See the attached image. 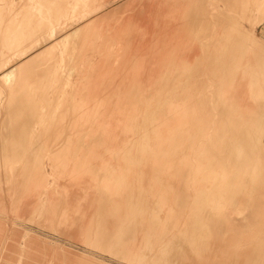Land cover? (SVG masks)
I'll use <instances>...</instances> for the list:
<instances>
[{
    "label": "bare ground",
    "instance_id": "bare-ground-1",
    "mask_svg": "<svg viewBox=\"0 0 264 264\" xmlns=\"http://www.w3.org/2000/svg\"><path fill=\"white\" fill-rule=\"evenodd\" d=\"M231 23H226L228 28L225 24H222L223 26L220 24V27L216 25L219 28L216 30L217 33L214 31L216 29L214 26V30L212 29L214 31L213 37L210 35L211 32L209 34L211 37L205 35V37L209 36L210 38H215V40L217 39L214 41V48L211 49V51L209 48L207 49L208 45H203L202 47L199 45V47L188 46L190 48L188 49V54L183 56L181 62L186 63L189 68L192 64L190 63L191 61H194V64L196 62L199 63L198 65L196 64L198 67L196 70L191 68L188 70H191L192 74L195 72L196 74H202V76L198 74L196 79V75L194 74L193 76L190 73L188 75L191 77L193 76L196 80L191 79V81L189 78V82H191L189 85L187 83L188 80L187 82L185 81L187 85L181 83L184 84L185 88L188 86L190 90L187 92V90L184 89L186 92L182 91V94L180 91V97H178H182L181 100H183L184 97V100L188 99V102H193V104L191 103V108L189 110L186 107L180 108L181 117L176 113L179 118H175L174 113V117L171 118L166 115L168 110L162 112L156 110L154 104L145 103V99L147 98L140 95L142 94L140 91L142 88L138 86L139 89L138 87H133L125 91L124 94L126 95H122L121 97H124L122 100L126 103L117 104L110 112H106V117L103 121L97 120L98 115L92 117L90 116L91 114L89 116L84 114L85 111L81 109L82 106L80 108L81 111L80 109L74 108L73 110L72 108L73 111L67 114L69 115L68 117H66V114L59 113V115H57L59 118H56L55 115L58 107H56V111H51L49 109V112H46L44 110L43 114L46 116H41L43 119L40 117L42 123L44 121L46 122V126L44 125V128H42L44 129L43 132L48 131L46 136L52 133L49 130L57 133H53L55 135L53 141L56 143L58 139L61 141L62 144L59 145V148H55L54 146V149H52L53 147L50 144L52 139L48 140L52 148L49 147L52 150L46 145L47 142L44 143L47 146V150L43 152L41 150V144L39 145L38 142L39 147L31 144L30 147L32 148H28L30 143H33V141L36 142L34 140L36 138L32 134L33 128L30 126L31 124L36 125L38 119L40 124V118H36L35 120H37V122L35 123V120L32 119V121L30 120L31 122L27 121L30 119L28 118L26 121L14 119V121L5 124V135L3 134L5 137H3V140H0L3 142V144H1L3 145L7 161L8 158L13 159L17 157L22 158L24 162V165H22L20 163L22 162L20 161L21 159L19 160L21 164L20 169H22L20 170L21 173H19L17 168L16 170L19 174L16 172L15 174L19 176H15V178L12 177L14 179H21L20 182H17L12 188V191H14L12 196L23 195L24 197V201L22 200L23 197L21 198L23 203L20 202V208H24V211H27L26 207L30 205L39 206L42 204L44 207L46 201L44 199L45 202H42L41 200L43 199H41V196L44 194H46L47 197L48 195H52L50 193L48 194V191L44 189V186L47 185L48 178H46L47 175L43 173L44 170L41 167L43 166L41 165V159L45 156L43 153H48L50 162L57 168L55 176L59 182L61 180L64 184L63 177L66 176L65 174H68L70 178H66L69 182L65 181L67 183L71 181L74 184L72 180H75V182L77 180L76 185L79 184V186H76L78 187V191L80 187L83 189L82 186H85L83 184H87V181L92 184L93 191L92 193L90 192L91 195L87 192L90 196L84 194L89 196V208H87V211H85V205H87V203H85L83 207L85 210H82L80 206L82 202H76L75 199L77 198L75 196L79 194L78 191L76 193V190L73 193L75 198L69 196V192L67 194L64 193L66 197L61 194V199L63 198L62 196H64L62 200L60 199L61 203L53 198L50 201L51 197H48L49 199L47 198L46 200H49L50 204L52 200H54L51 206H55L51 209L47 201V206L50 207L49 210L47 206L45 208L48 210L45 211V214L47 213V218L45 217V220V218L39 217V219H44L46 223L42 220L43 224H46L48 228L49 226L47 223L49 222V225L53 224L55 227L51 225V228L57 230V232L66 233L72 231L76 238L79 237L77 240L80 239L84 244L93 248H99L109 254L112 253L114 256H120L122 260L127 258V261L131 260V262H136L138 264H174L176 263V260H173L175 253L178 254L177 257L183 258H177L178 260H184L188 255L202 256L206 254L207 256L211 254L212 257V253L214 254L219 248L214 244L217 235L214 236L212 234L213 231H215L211 230L212 225L225 222L227 217L226 214L224 215L223 210L227 213V209H224L226 206H232L233 204L243 205V202L246 206V204L250 202V205L254 209L253 212L256 215L264 214V186H261V181L264 179V169L262 170L264 167V153L261 152V148H264V144H262L260 140V136L264 134V126L254 121V119H258V112L264 111V52L260 51L251 57L247 56L245 52L246 46L243 48L244 50L242 46H240L245 39H238L241 37L243 38V36L240 35L241 37H239L238 35L237 39L230 38L233 33L236 35L235 29H232V31L234 30L233 33L229 32L231 31L229 25L231 24V27H233L234 22L232 21ZM234 24H236V22ZM191 25H195V22L191 21ZM199 25H201L199 28L195 30L191 29L198 34L200 33V35H197V38L195 37L196 40L198 38L202 39L203 36L201 38V35L203 31L206 30V28H203L202 24ZM208 27L209 26H207V28ZM211 27H213V24ZM238 27L237 25L236 29ZM226 29L229 30L226 31ZM238 33L240 34V32ZM200 43L202 42L200 41ZM245 43L246 41L244 44ZM249 44L251 45V43ZM200 48H202L203 53L204 49L209 50L207 54L209 57L202 59V56V58H200L202 54L200 53ZM253 53L252 51L250 55ZM37 59L38 58H36V60ZM188 59H191V61L189 62ZM188 62L190 65H188ZM167 64L169 65L170 63ZM19 66L23 68L21 64H19ZM19 66L17 65V67ZM194 66L195 65H193L192 68ZM185 73L186 71L179 74L185 75ZM205 74L206 76H204ZM180 76L181 75H179V77ZM187 77H185V79H187ZM168 78L167 80L170 78L172 80V77ZM159 79H157V81ZM182 80L184 82V78ZM168 84L173 83L169 82ZM172 86L171 88H173ZM180 86L182 89L183 85ZM177 88L174 87V92H171L170 95H176L175 92L181 90L179 89L176 91ZM26 89L31 95L33 90L30 91L28 88H25V90ZM208 89L210 90L206 92ZM156 91H154V93ZM18 92L15 93L16 97L14 98L19 100V102L14 107L19 110L15 113H17V115L25 114L27 111L32 113L31 109H33L32 105L34 103L32 104V102H30V96L25 94L26 91L23 92L28 98L25 97L20 90ZM152 92L153 91L150 93ZM209 92L212 95L208 98L206 93L209 95ZM23 95L26 100L23 98ZM115 95L118 96V94ZM156 95L157 97L159 96L158 94L153 95V93L151 96ZM32 96L33 99L37 96H34V91ZM149 96L147 100H149ZM142 97L145 98L144 101ZM37 98L36 100L39 101ZM153 98L154 100L156 99L152 97L151 103L155 102L156 104V101L159 100L154 101ZM179 98L176 99L179 100ZM246 98L247 101L245 102L244 99L246 100ZM120 100L121 99H119V102ZM162 100L164 101V99ZM81 102L82 100L80 103ZM119 102L117 100V103ZM175 104L178 106L177 102ZM160 106L163 105H159V107ZM176 106L173 104L175 110H178L179 108H176ZM159 107L158 109H161ZM164 107L166 108V106ZM187 111H190L188 117ZM262 113L264 114V112ZM185 123L191 125L192 132L189 131L190 128L186 126ZM38 128L39 127H37V129ZM39 130H41V128ZM39 136H41V134ZM39 136L36 137L40 138ZM42 138H44V136L41 137V140ZM44 139H46V137ZM8 140H10L9 144L7 143ZM60 141L58 143H60ZM44 144L42 146H44ZM56 146L58 145L56 144ZM45 157H47V155ZM16 163L18 162L16 161ZM22 166H24V168H22ZM27 166L29 167L26 168ZM14 171H10V173L14 174ZM5 173L7 174V171ZM185 174L186 176H184ZM38 176L43 180H40V178L38 180ZM182 178L184 184H189V190H186V194H183L180 189L181 187H185L182 186ZM5 180L7 181V179ZM8 183L9 182H7V185H9ZM52 184L50 188H53ZM60 184L61 183H58L57 188L63 191L62 187H60L61 189L59 188V186L62 185ZM7 185L5 184L6 187ZM65 185L66 183L64 186ZM6 189L11 190L9 187ZM19 190L22 192L20 195L18 194ZM72 190L73 189H71V191ZM65 191L66 190L63 192ZM67 191L70 190L68 189ZM82 191L80 190L81 193ZM8 193L10 194V191H8ZM84 193H86V191ZM80 197L82 198V196ZM42 198L44 197L42 196ZM83 200L85 202L87 199L85 200V198H82V201ZM188 205L193 208L194 211L185 215L183 213ZM41 215L42 214H40V216ZM261 217H264V215H261ZM227 222L228 221H226V223ZM41 226L43 227L45 225ZM247 226L245 227L247 228ZM230 227L231 226L228 228ZM252 231L254 233L256 230L253 229ZM228 232H225V235L231 240V233ZM250 232L248 231V233ZM233 238L235 239V237ZM258 238L257 239L260 240L259 243L255 242L256 237H254V240L252 239L254 244L256 246L259 244V246L262 244L264 245V238L262 237L263 241H261L260 237ZM253 241H251V243H253ZM215 243H217V240ZM15 244L14 242V245ZM7 245L8 241H4L3 239L2 248L4 249ZM257 248L258 247H256V249ZM256 249L253 248V251ZM258 250V252L252 251L250 255L246 252L248 256H244L245 253H243V255H241L242 257H240V260H242L239 263L264 264V253L262 249L258 248ZM260 251L263 254H261ZM194 259L195 257L193 260ZM178 263L182 264L180 261H178Z\"/></svg>",
    "mask_w": 264,
    "mask_h": 264
},
{
    "label": "rangeland",
    "instance_id": "rangeland-1",
    "mask_svg": "<svg viewBox=\"0 0 264 264\" xmlns=\"http://www.w3.org/2000/svg\"><path fill=\"white\" fill-rule=\"evenodd\" d=\"M191 21L195 22V25H191ZM232 21L234 23L236 22V24L233 23V27H237V25L239 26L237 28L238 30L236 27H231ZM226 23H231L229 25L231 31L229 32L233 33L234 30L232 31V29H235L236 35H234V33L232 35L230 34L232 36H230V38L237 39L239 35V37L243 36V38L241 37L238 39H245L244 41L240 40L243 41V43L241 42L243 45L241 44L240 46H242V49L246 46L245 52L247 56L251 57L260 51L264 52V0H0V139L3 140V137H5L4 125L8 122L10 123L11 121H14V119H22L26 121L30 118L27 121H30L31 119L35 120L36 118L38 119L41 116H44V110L46 112H49V109L51 111H56V107H58L55 114L56 118L59 113L66 114V117H68L69 115L67 114H69L70 111H73L74 108L80 109L82 106L81 109L85 111L84 114L87 116L91 114L90 116L92 117L98 115L97 120L103 121V119L105 120L106 112H110V110L115 108L117 104L126 103L122 100L124 97H121L122 95H126L124 94L125 91L138 86L142 88L140 89L143 94H140L141 96H145V98L148 99V96L150 95L149 100L142 97L143 101L145 99V103L154 104L156 110L162 112L168 110L166 112L167 116L172 118L174 117V113L175 118H177L181 115L182 108L186 107L189 110L191 108V103L193 104V102L189 103L188 99L184 100V97L183 100H181L182 97L179 98L180 91L182 94L184 89L187 90V92L190 90L188 86L186 89L184 84H186L188 80L187 83L189 85L191 83L189 81L191 79L196 80L198 74L202 76L200 73L196 74L194 72L192 74L191 70H188L190 68L196 70L198 68L196 64L198 65L199 63L196 62L194 64V61L192 62L191 59H188V61H191L190 63H192L190 65L188 62V65L191 66L189 68L186 63L181 62L183 56L188 54V49L192 46L195 47L199 45L202 47L203 45H208L207 49L209 48L211 51V49L214 48V41L217 39L215 40V38L210 37L214 34V31L217 33L216 30L219 29L218 27H220V24L223 26L222 24L227 25ZM199 24H202L203 28H206L205 31H207H203V34L204 32L205 34L201 35V38L203 36V40L200 38L196 40L195 37L197 38V35H200V33L198 34L193 31L201 26ZM212 24L213 27H211ZM207 26L209 27L207 28ZM214 26L216 27L215 30L213 29L215 28ZM229 29H226V31ZM236 31L240 32V34ZM205 35H209L210 37H205ZM245 41L246 45L244 44ZM249 43H251V45ZM207 49H204V53L206 52L204 54L202 48H200V53H202L200 58H202V56V59L209 57L207 55L209 50ZM252 51L254 53L250 55ZM36 58L38 59L36 60ZM167 63L170 64L168 65ZM19 64L23 66V68L21 67L22 69ZM17 65L19 67H17ZM193 65L196 67L194 66L192 68ZM184 71H186V76L184 74V76L179 74ZM190 73L193 76L195 74L196 79L193 76L192 78L188 75ZM178 74L181 76L179 77ZM204 76H206V74ZM166 77H172V80L171 78H168L169 81ZM181 77L184 78V82ZM185 77H187V79H185ZM157 79L159 80L157 81ZM132 82L136 84H133ZM169 82L175 85L168 84ZM180 85H183L182 89ZM171 86L173 88L179 87L176 91L181 89L179 92H175L177 96L173 94L170 95L171 92H174ZM31 87L35 89H32ZM25 88H28L30 91L33 90L34 96H37L33 99V91L30 95ZM19 90L22 94H24L23 91H26L25 94L30 96V102H32V104L34 103L32 105L33 109H31L32 113L28 111L22 115H17V113H15L19 109L14 106L19 100H16L14 97H16L15 93ZM209 90L210 89L206 92ZM151 91H153V95L158 94L159 96H151ZM154 91L158 93H154ZM159 91L162 97L159 94ZM115 94H118V96ZM24 95L23 98L27 97L26 95L24 97ZM206 95L209 98L212 94L210 93L208 95V93H206ZM152 97H155V100L159 101H156V104L155 102L151 103ZM36 98L39 101H37ZM116 98L118 102L119 99H121L119 103H117ZM176 98H179V100ZM162 99H164L165 102ZM81 100L82 102L80 103ZM244 101L246 102L247 98L246 100L244 99ZM172 102L174 106H176L175 103L177 102L178 106H176V108H179L178 110H175ZM159 105L163 106L159 107ZM164 106H166V108ZM158 107L161 109L164 108V111L158 109ZM168 108L172 109L169 110ZM262 112L264 111L258 112V119H254V121H257L264 126V114ZM176 113H178V116ZM186 113H188V117L190 111H187ZM41 118L43 119V117ZM41 118L40 124L42 125L39 124L38 119L36 125L31 124L30 126L34 129L31 128L33 131L32 134L36 138L34 139L36 142L33 141V143H30L28 148H32L30 147L31 144L36 147H39L41 144L42 149L41 147L40 149L42 152L47 150V146L48 148L52 146V149H54V146L55 148H59V145L62 144L61 141L58 138V142L60 141V143L53 141L54 134L57 133L49 130L52 133L49 132L50 134L48 133L49 135L46 136L48 131L43 132L44 129H42L44 128V125L46 126V122L44 121L45 123H42ZM35 122H37V120H35L34 123ZM185 124L190 128L189 131L192 132L191 125L189 123ZM37 127L39 128L37 129ZM40 128L41 130H39ZM35 131L37 133L39 132L38 135ZM40 134L41 136H39ZM262 135L260 136L261 139H259L261 140V143L264 144V134ZM36 136H39L40 138H37ZM43 136L44 138L46 137L47 141L44 138L41 140V137ZM49 139H52L51 142H53L51 143L49 141L51 146L48 142ZM1 140L0 144H3ZM7 143L9 144L10 140H8ZM42 143H46L47 146L45 144L42 146ZM2 144L0 146V150L2 151H0V192L2 193H0V264H138L136 262H131V260H129L130 262L127 261V258H123L125 260H122V257H118L117 255L114 256V254H109L99 248L90 247L84 244L83 241H80V239L77 240L79 237L76 238L72 231H68L70 234L68 232H66L67 234L63 232L61 233L51 228L53 224L50 223L51 226L48 222L47 224L49 228L46 227V224H43V221L46 223L45 220L47 218V213L45 214V211H48L50 207L52 209L55 206H51L52 202L56 199L57 202L60 201L61 203V200L68 192L69 196L74 197L73 193L75 190L76 193L78 191V187L76 186H79V184L76 185L77 180L76 182L75 180H72L74 181V184L70 181L72 185L66 182H69V180H67V178H70L68 174H65L66 176L63 177L64 181L62 180L64 184H68L67 186L65 185L66 187L61 180L60 182L57 180V177L55 176L57 168L52 165V162H50L48 153H43L45 156L47 155V157L42 154L43 158L41 159V165L43 166L41 167L44 170L43 173L48 176H46L48 179L46 183L47 185L44 186V189L48 191V194H52L50 196L48 195L49 198L51 197L50 201L52 198L54 200H52L50 204V201L46 200L48 198L47 195L44 194L42 195L44 198L41 196V199H43L41 201H46L44 207L42 204V206L39 205L41 207L38 205H30L26 207L27 211H24V208H20L21 203H23L22 200L24 199L23 195H20L22 192L19 190L18 194L20 196H12V193L14 192L12 191V188L21 180L14 178L15 176H19L16 175L15 172L17 174L21 173L20 170L22 169H20V166L21 164L24 165V162L22 158L17 157H14V160L8 158L7 161ZM56 144L58 146H56ZM51 148L50 150H52ZM261 152L264 153V148H261ZM16 161L21 164L19 163V165ZM28 167L29 166L26 168ZM17 168L19 173L16 170ZM22 168H24V166H22ZM263 169L264 167L262 170ZM9 170L12 172L15 170L14 174L10 173ZM6 171L7 174L5 173ZM184 176H186V174ZM39 178L40 177L38 176V180ZM183 178L182 186H185V189L183 187L180 189L183 194H186L189 184H184ZM5 179H7V181ZM40 180L43 179L40 178ZM263 181L264 179L261 181V186H264ZM7 182H9V185H7ZM87 182V184H83L85 186H82L85 190L80 187V190H83V194L79 190V194L75 196L77 198L75 199L77 203L82 202V204H80L82 210H85L83 207L85 203H87V205H85V211L89 208L88 198L93 191L92 184L89 183V181ZM58 183L62 184H60L61 186H59V188L62 187L63 191H67L68 189L70 191L63 192L62 190H59L57 188ZM51 184L53 188H50ZM69 186L73 189V192ZM8 187L11 188V190L6 189ZM8 191H10L11 195ZM85 191L86 193H84ZM87 192H91L90 195ZM61 194L64 195L62 196V199ZM84 194H88L89 196ZM80 196L87 200L85 202L84 200L82 201ZM47 201L48 204H50V207L47 206ZM242 204L243 205L233 204L232 206H226L224 209H227V213H225L224 210L223 213L224 215L226 214V219L228 220L223 216L225 222H220L218 225H216L217 223L212 225L211 230H215L212 234L214 236L217 235L214 244L219 247L217 249L218 252L215 251L214 254L212 253V257L211 254H208L207 256L206 254L202 256L188 255L184 260H178L183 258L177 257L178 254L175 253L173 260H176V263L180 261L182 264H244V262L239 263L242 260H240V257H242L241 255H243V253L246 254L247 252V254L249 253L250 255L253 248L256 249V247L262 249V252L264 253V245L262 242L261 248V246H259L260 244L256 246L253 241L254 237H256L255 242L259 243L260 240H258V237L263 241L264 223L262 222H264V217H261V215L263 216L264 214L259 213L261 215H256L253 212L254 209L250 205V202L247 203L246 206L244 202ZM46 206L48 210L45 209ZM38 207L42 209H39ZM43 209L45 210L42 211ZM193 211L194 209L188 205L183 214L187 215V213ZM229 211H232L233 213ZM40 214L42 215L40 216ZM39 217L46 218L45 220L42 219V221ZM226 221L228 222L226 223ZM41 225H45L43 226L44 228ZM229 226L231 227L228 228ZM245 226H247V228ZM250 228L252 229L249 230ZM253 229L256 230L254 233L252 231ZM248 231L252 232L248 233ZM225 232L231 233V240L226 237ZM233 237H235V239ZM3 239L4 241H8V245L4 249L1 246ZM216 240L217 243H215ZM251 241H253V243H251ZM14 242L16 243L15 245ZM250 245L254 246L252 247ZM258 248L253 252H258ZM262 252L260 251L261 254H263ZM245 254L244 256H248ZM194 257L195 259L193 260Z\"/></svg>",
    "mask_w": 264,
    "mask_h": 264
}]
</instances>
